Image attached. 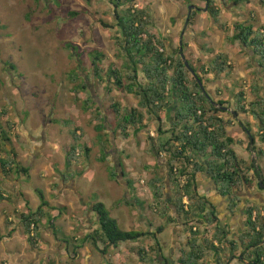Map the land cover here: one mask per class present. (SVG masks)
<instances>
[{
	"label": "rangeland",
	"instance_id": "rangeland-1",
	"mask_svg": "<svg viewBox=\"0 0 264 264\" xmlns=\"http://www.w3.org/2000/svg\"><path fill=\"white\" fill-rule=\"evenodd\" d=\"M175 1L178 0H139L137 8L147 13L150 28L162 37L164 36L169 49H179L181 39L183 44H192L193 47L185 52V59L195 63L199 51L197 47L201 44H198V41L197 45L194 44L195 38L192 31L190 32V27L198 22L197 19L202 15V10L208 9L207 2L201 0L198 3L192 0L190 3L195 7L188 6L187 8L186 6L180 12V8L173 4ZM216 2L221 12L220 15L224 14L222 22L227 26L233 24L234 21L229 14L230 8L235 4L233 0H226V7L229 10L223 8L221 0H216ZM258 3L259 0H254L253 8H256V17L252 20L257 21L258 26H262L264 9L261 6L264 4L259 6ZM198 6L204 7L199 10ZM124 9H128V6ZM171 10L173 13L170 12ZM192 11L197 12L198 15L194 19V23L189 24L186 28L185 19ZM73 12L81 13V15L70 19L68 15ZM240 12H242L239 14L241 18H238L242 21L250 18L246 11L240 10ZM178 14L185 19L179 21ZM202 22L203 31H207L211 24L210 20ZM102 23L107 24L110 28H104ZM116 25L115 8L109 0H92L91 3H86L85 0H0V127L9 131L10 147L18 156L16 161L19 168L28 169L31 173H29L30 176H26L23 173L14 172L5 178L0 170V190L4 192L8 200L0 201V217L2 216L0 229L2 230L3 226L9 228L14 225V221H9L10 217L18 223V218L21 221L23 214L35 212L41 208L42 201L39 194L44 195L48 202V207L44 210L49 219L56 214L53 219L54 223L56 220L58 223L54 225L47 219V224L42 225L46 216L40 223V227L42 226L39 227L40 239L36 245L32 246L27 239V243L33 250L38 247L43 248V252H45L47 247L50 248V252L39 254L41 264H56L57 255L60 253L58 251L56 254L53 253L55 242L59 250L65 247H68V251L73 249L71 245L68 246L63 241L66 237L69 241L73 238H80L73 243L74 247L85 245L83 240L86 233L81 230V225L87 223L89 213L93 214L92 217L95 215L90 211V207L92 208L98 199L99 203L105 205L113 219H121L122 223L117 221L121 230L127 231L123 225L125 219H130V224L134 223L136 209L130 207L133 204V196L131 193H126L127 180L124 177V185H120L111 179L109 173V170L116 168L118 164V154L123 158L122 161L124 160L125 175L128 180H131L132 190L138 186L133 182H137L138 179L143 180L144 185L141 184L137 187V189L139 188L138 193L142 194L139 199L144 204L152 202L147 200V196L151 194L148 183L153 179L155 171L150 172L149 169L152 170L151 166L155 164L156 158L150 153L148 139L152 138L151 132H154L156 136L157 129L151 128L139 136H132L129 144H124L122 135L116 134L110 139L112 145L105 143V149L102 148L95 129L97 125L101 124L97 120L99 104L107 117L108 131L106 133L109 134L107 135L109 138H111L110 130L112 132L113 129H116L119 120L114 114L112 105L118 103L124 111H130L136 109L139 104L136 97L115 90L112 84L106 81L92 82L91 79L92 54L95 52L104 56L102 68L105 72L103 75L105 79H107L106 73L110 68L122 69L126 62L121 49L116 45L115 36L120 32ZM210 32L211 30L208 31V33ZM217 36L220 37L221 43L217 45L215 42L213 45L215 48L221 47L219 52L231 53L233 50L239 52L240 47H236V44L229 39L232 37L231 29L227 32L220 30ZM215 37L212 38L213 41ZM169 41H172L173 44L171 45ZM70 45L74 46L77 52ZM232 67L234 68V66ZM240 68L243 72L246 69L244 66ZM74 72L80 74L81 81L84 80L87 87L86 90H81L78 87L81 82H73ZM123 72L126 73L124 70ZM109 90L113 92L108 98L107 91ZM90 92L95 98V103L91 104L89 108L88 105L86 106V101L90 97ZM221 102L226 103L227 101ZM86 109L88 110L86 111ZM68 122L74 125L73 128L82 130L81 145L84 149H81L79 161L73 165L77 170L73 176L76 177L77 185H80L79 189L84 194L82 197L85 203L90 205L86 210L81 207L83 205L70 189L71 186H63L62 182V175L65 174L69 177L70 169L73 167L69 169L66 165V156L73 144V138L69 134L70 129L64 126V123ZM9 124L12 128L9 127ZM152 125L149 123L150 127ZM153 126L157 128V124ZM47 141L50 142L51 147L44 144ZM86 148L90 150L89 155L85 153ZM105 151L107 159L105 163H101L99 158ZM2 157L6 158V156ZM117 169L120 173V168L117 167ZM63 170H67V172L64 173ZM85 172L87 173L85 174ZM159 172V175H165L163 170ZM84 175H86L85 178ZM71 180L67 179L66 181ZM5 183L8 185L7 187ZM121 205H125L129 209L130 217L125 218L121 215L119 210ZM62 212L65 215L68 213L67 217L63 216L64 220L59 215H62ZM4 216H6L5 222H3ZM78 219L82 222H77ZM94 220L97 227V218L94 217ZM56 226L62 227L63 229L60 228L59 231L62 230L65 235L58 234L56 236ZM72 229H76V231H70ZM16 233L14 243H17L18 250L22 251L21 232L19 230ZM92 233L93 231L89 234ZM7 237L8 235L0 234L1 257L2 244ZM90 245L92 246L89 251H78L80 253L79 263L72 260L75 257L73 250L69 251L71 255L67 252L66 257L63 256L61 264H65L66 261L85 264L84 260L89 254L95 256V264L100 263L104 258L95 250L92 243ZM110 252L109 260L114 262L112 264H116L119 260L123 263L124 260H131L133 263V254L131 253L118 252L117 249ZM83 254L86 255L83 256ZM29 259L32 260L31 257ZM1 261L0 264H5L4 259ZM82 261L84 262L82 263Z\"/></svg>",
	"mask_w": 264,
	"mask_h": 264
},
{
	"label": "trees",
	"instance_id": "trees-1",
	"mask_svg": "<svg viewBox=\"0 0 264 264\" xmlns=\"http://www.w3.org/2000/svg\"><path fill=\"white\" fill-rule=\"evenodd\" d=\"M115 8L117 28L120 31L115 36L116 45L121 49L126 62L122 69L110 68L106 73L107 79L102 68L104 56L95 52L92 54V82L99 81L112 84V87L122 92L136 97L139 101L138 107L130 111H124L120 104L114 103L112 109L119 119L116 129L111 133V138L107 137V117L103 112L102 106H97L100 125L95 127L102 148L106 145H112L110 139L116 134H121L124 140H129L132 136H139L145 130H149V123H157L156 136L149 138L150 153L156 159L162 156L167 160V173L159 175L155 171L153 179L149 181L148 187L153 195L152 211H156L167 225H176L182 222L185 230L196 237L190 242V251H181L178 264H205V248L214 249L222 253V249L216 247L214 241L220 243L226 242V232L218 225L216 210L205 199L199 198L196 192V178L199 172H205L215 182L223 197L230 199V207H235L240 200L237 189L243 184H250V171L254 170L255 176L259 178L264 186L263 172L257 167L256 162L245 172L242 169L243 163L239 160L236 152L232 148V140L227 136V127L230 125L222 117V109L226 103L219 101L215 103L212 96L203 91L199 82L204 85V80L198 73V70L189 62L191 69L196 73L195 78L185 65V52L188 44L182 42L179 49L172 50L168 48L164 38L150 28L147 13L137 8L139 0H109ZM208 6V14L212 18L213 24L221 31L227 32L229 28L220 20V10L217 7L216 0H205ZM248 0H235L234 3L240 4ZM91 3L92 0H85ZM223 8L227 2L221 0ZM264 4V0H261ZM128 6V9L124 7ZM81 13H69L70 19H75ZM198 13L191 12L189 24L194 21ZM188 24V25H189ZM104 28H110L102 23ZM230 41L234 44L239 43L243 51H252L254 58V67L259 72L256 74L257 83L252 90V96L255 98L252 103L244 93L238 95L239 108L235 111L239 113L251 114L253 118L262 126L260 133L261 142L264 144V28L258 30L254 25L236 24L232 30ZM77 52L74 46L70 45ZM171 48V47H170ZM183 49V52H181ZM171 51V52H169ZM12 69H15L12 67ZM233 72L230 59L226 54H219L214 61L202 68L204 75L214 74L216 78L222 76L229 77ZM73 82L79 84L81 90H86L84 80L74 72ZM112 80V82H111ZM112 89V90H114ZM112 90L107 91L108 98L112 95ZM90 97L86 101V106L94 104V97L90 92ZM248 107V109H247ZM90 108V107H89ZM88 109H86L87 111ZM174 110V111H173ZM167 111H172L173 115L164 124ZM64 126L70 129L69 134L73 138V144L70 146L66 156V165L70 169L77 163L81 157V145L83 135L80 128H73V124L68 122ZM9 127L11 125L9 124ZM133 130V131H131ZM131 132H133L131 134ZM152 135V134H151ZM11 137L9 131L0 127V170L7 178L11 173H23L29 176L28 169H20L17 163V154L11 149ZM89 155L90 150L85 149ZM87 155V156H88ZM261 157L264 152H259ZM6 156V158L2 157ZM107 159L106 151L99 158L101 163ZM204 159L205 162H201ZM123 174L120 180V173ZM110 177L116 183L124 185L126 179L124 164L118 161L116 168L109 170ZM67 179H73V176H66ZM166 180L170 183V189L173 193L172 205L167 201L165 184ZM129 188L131 182L126 181ZM42 206L37 211H31L21 216L20 226L23 227L25 236L29 243L34 246L40 239L39 225L43 218L47 216L45 208L48 207L44 195L39 194ZM185 200L187 202L185 203ZM0 201H8L4 192L0 190ZM138 205V202H137ZM133 207V206H132ZM173 207V208H171ZM91 212L97 218L98 226L93 229V233L86 236L83 244L92 243L96 251L103 257L109 255L112 248L117 249L123 243H136L142 239H153L157 242L156 234H160L165 227L160 228L155 234L140 233L136 231L126 232L119 228L118 222L113 219L104 204L95 202L92 205ZM174 212V213H173ZM248 242L246 249L248 252L254 250L255 260L253 264H264V208H250L248 211ZM256 218L254 219V215ZM53 218L49 219L51 223ZM215 225V234L211 239L205 237L204 244L199 243V236L202 235V225ZM34 226V228H33ZM59 231L56 232V236ZM74 239V240H73ZM71 241L65 238L63 241L68 246L77 239ZM102 244L104 250H100L98 245ZM157 246L149 249L140 248L137 251L138 256L144 264H170L169 260L162 254L159 242ZM232 244V243H231ZM263 244V246H262ZM229 245V244H228ZM82 247V246H81ZM81 247H74L75 257L79 256ZM230 252L234 251V246L229 245ZM231 257L226 264L231 263ZM120 264H125L120 261Z\"/></svg>",
	"mask_w": 264,
	"mask_h": 264
},
{
	"label": "crops",
	"instance_id": "crops-1",
	"mask_svg": "<svg viewBox=\"0 0 264 264\" xmlns=\"http://www.w3.org/2000/svg\"><path fill=\"white\" fill-rule=\"evenodd\" d=\"M191 1L192 0H178V1L173 2V4L179 7L180 12H181L182 9L186 6L187 8L188 6L195 7V5L190 3ZM195 1L198 2L201 0H195ZM234 1L235 0H233V2ZM258 4L259 6H261V0H259ZM232 6L233 7L230 8L229 14L232 17L233 19L232 21H234V23L230 24V26L233 25V27L228 26L229 29L233 30L236 24H241V23L248 24V25H254L258 30L264 28V16L262 18L263 20L262 26H258L257 21L255 22V20H252V18L254 19L256 17L255 16L256 8H253L254 0H248L246 2H242L237 5L233 4ZM202 7L204 6H198L199 10ZM261 7H263L264 9V6H261ZM224 8L227 9L226 6ZM207 10H208L207 8L205 10H202L203 12L202 15L197 19L198 22L194 23L193 21L192 23L194 24L190 27V32L192 31V35L195 38L194 44L197 45L196 44L197 41H198V44L199 43L201 44L199 47H197L199 50L197 53L198 57L196 58L197 61L195 63L194 62L193 63L190 62V63L198 70L199 75L204 80L203 82H204L206 91L212 96L215 103H218L219 101H227L226 105L222 109L223 114H221V117L226 122L230 123V125L227 127V130H226L227 136L230 140H232V148L236 152L239 160L243 163L242 169L245 172H247V169L251 166L252 162H256L257 167L262 170L263 177H264V156L261 157L259 155V152H264V144L263 142H261V136L263 133H260V129L262 128V126L259 125L258 122L249 113L247 114L239 113L238 115H236L235 113V111L239 108V103L237 99L238 95L240 93H244L248 100V103H252L255 99L252 96V90L256 86L261 87V84L257 83L256 77H255L256 76L255 72H257L258 74L259 72L256 70L257 68L254 67L255 65H254V58L252 55V51H248V50L243 51L240 44L236 43V47H240L239 52L235 50H233V52L231 53L224 52V51L219 52L221 47L217 46V48H215V45H213V43L216 42L217 45L221 43L220 37L217 36V34L220 33V29L213 24L212 18L208 14ZM240 10L243 12L246 11L247 13H249L250 18L247 19L246 21H242V19H239L241 18L239 17V14L242 13L240 12ZM170 12L173 13L172 10ZM179 15L180 14H178L179 21L185 19V18H181V16ZM223 16L224 14L220 15L221 22L223 21ZM204 20L206 21L210 20V23H211L207 31L205 30L206 32L203 31L204 27H203L202 21ZM210 30L211 32L208 33V31ZM214 36L216 37H215V40L213 41L212 38ZM170 44L171 45L173 44L172 41L170 42ZM192 47H193L192 44L189 45L188 50H190ZM188 50L186 52H188ZM220 53H225L227 56H229L230 64L234 66L232 74L229 77L222 76L221 78H216L214 74L204 75L202 73V68L210 64L212 61H214L217 55H219ZM202 57L203 58L205 57V58L203 59ZM241 66H244L246 68L244 69L245 70L244 72L240 68ZM263 88H264V85H263ZM167 112L168 113L164 120L165 125H167V121L173 115L172 111H167ZM152 124L155 125L157 123H151V125ZM153 125L149 128L150 130L151 128L157 129ZM151 134L153 137L155 136L154 132H151ZM130 140L131 139L129 140L123 139L124 144L126 143L129 144ZM44 144H47V146L51 147V144L49 141L44 142ZM35 147L38 148V146H35ZM122 153L124 154V152ZM117 157L119 161H122L123 158L119 156V154ZM200 161L205 162L204 159H200ZM123 162L124 160L122 161V163ZM151 167L153 168L152 170L149 169L150 172L163 170L165 173H167V169H168L167 160L162 156L161 158L156 159L155 164L152 165ZM63 172L66 173L67 170H63ZM70 172L71 173L69 174V178L70 176L75 175L77 170L73 166L70 169ZM86 173L87 172H85V174ZM66 176L67 175L65 174L62 175L63 186H66V185L71 186L70 189L73 190V193L76 194L77 198L80 200V203L83 205L81 207L85 210L88 209V206L90 205H87L85 203V200L82 197V195L84 194L79 189L80 185L79 184L77 185L76 177L73 176V179L67 182ZM85 177L86 175H84V178ZM248 177L250 180V184L249 185L243 184L237 189L236 193L238 194L240 200L238 201V203H236L235 207L232 208L230 207V199L227 197H223L221 195L219 188L217 187L215 182L209 177L207 173L199 172L197 175V178H196L197 179L196 180L197 195L199 198L207 200L209 204H211L212 208L216 210V215L218 218L217 225L221 229H223L227 235L225 243L224 242L220 243L218 240L214 241V244L216 247L220 246L219 248L222 249L221 251L222 253H219L214 249L205 248V253H204L205 254V258H204L205 264H226L230 257L232 258L230 264H253L256 258L253 253L254 250H251L250 252H248L246 249V245L248 242L247 241L248 240V237H247L248 229H249L248 221H247L248 219L247 211L253 207H259L261 209L264 208V186L261 180L255 176L254 170L250 171V175ZM126 180L128 179L126 178ZM128 181L131 182V180H128ZM133 183L138 184V186H140L141 184L144 185V181L143 180L140 181V179H138L137 182H133ZM165 184L167 186V190H166L167 197L166 198H167L168 203L172 205L173 193L171 192V189H170V183L166 180ZM7 186L8 185H6V187ZM126 186H128L127 183H126ZM137 187H135L132 190V188H129L128 186L127 187L128 189H126V193H131V195L133 196L132 199H133L134 205L131 204L130 207L133 206V208L136 209V211L134 212L135 218H134L133 224H130L129 222L130 219L128 218L125 219V224L123 225L125 226V229L127 230L126 232L136 231L140 233L155 234L160 228L165 227V230L162 233L156 234L157 242H159L162 254L164 255L165 258L169 260V263L178 264V261L180 258V252L183 250L189 252L190 242L196 239V237L191 236V234L185 230V228L182 226V222H179L177 226L173 224L167 225V221L163 219L161 215H159L156 211H152L151 209V206L153 203V195H151L152 193L147 196V200L152 201V202H147L146 204H144L143 201L139 199L141 197L140 195L142 194L138 193L139 188L137 189ZM97 202H99V199ZM137 202H138V205H137ZM186 202L187 200H185V203ZM127 204L129 203L127 202ZM119 210H120L121 215H123L125 218L130 217L131 214L129 213V209L126 208L125 205H121V208H119ZM67 214L65 215L62 212V215L61 214L59 215L62 217V220H64L63 216L67 217L68 216ZM55 215L56 214H54V216ZM92 215L93 214L89 213V216L87 219L88 221L86 224L81 225L80 223L81 230L86 233L84 238L90 235L89 233H91L93 229H95L96 227V225L94 224L95 220L93 221V218L96 216L94 215L92 217ZM54 216H52V218ZM1 217H0V220H1ZM5 217L6 216H4L3 222H5ZM7 217H10V216L7 215ZM47 219H49L48 216L46 217L45 221L42 222V225L45 226L47 224ZM73 219H76V218L73 217ZM115 220L116 221L119 220L122 223L121 219H118V220L115 219ZM9 221L10 222L14 221L15 222L14 225H12L9 228L7 227L4 228L3 226V229L2 230L0 229V234L2 236L8 235V237L4 239V242L2 244L3 253H2V257L0 256L1 257L0 261L1 259H4L5 264H41L42 261L40 257H38L39 254L40 253L45 254L46 251L50 252V248L47 247V250H45V252H43V248H38V247H36V249L33 250V248H31V246L29 245V243H27L28 241L25 236L24 229L22 226H20V223H21L20 219L18 218V223H17L16 220H14V218L10 217ZM80 221L82 222V220L80 219L77 220V222H80ZM51 223L56 225L58 222L56 220L54 223V219H53ZM60 228L63 229L62 227L58 228V226H56L55 227L56 232H58ZM201 228H202L201 229L202 235H200L198 238H199V243L204 244L205 237L208 239H211L212 236L215 234L216 232L215 225L210 226V225L204 224L202 225ZM19 230L21 232L20 241H22V245H21L23 246L22 251H19L17 243H14V239L17 234L16 232ZM70 231H76V229L74 230L72 229ZM22 233L24 236L22 235ZM58 234H64V232L61 230L59 231ZM75 239L78 240L80 238H75ZM157 242H155V240L150 238V239H142L141 241L136 242V243H123L119 245V247L117 248V251L118 252L124 251V253L127 252L128 254L130 253L133 254L132 255L133 263H131V260H124L125 264H144L141 261L140 257L138 256L137 251H139L140 248H145V249L150 250L151 248L156 247L158 245ZM54 244L53 245H54L55 251L53 253L55 254L58 252L60 253L57 255L56 264H61V259L63 258L64 255L66 257L67 252L69 255H71L69 251L72 252L74 250V244H71V247H73V249L71 248L72 250H69V251H68V247H65L66 249L61 248L59 250V248L57 247V243L55 242ZM228 244L230 246L231 245L234 246L233 252L232 251L230 252V247ZM84 246L86 248H83ZM84 246L81 247L80 251L81 250L89 251V248L92 245H90V243L88 244L86 243ZM103 247L104 246L102 244L98 245V248L100 250H104ZM123 247H124V250H122ZM113 250L115 249L112 248V250L110 251H113ZM110 251H109V255L105 257L102 256L104 260H101L100 263H97V264L114 263L109 260L110 255H111ZM84 255L86 254H83V256ZM29 257H31L32 260H30ZM79 259H80V256L72 258V260H74L73 262L75 263H79L78 261ZM94 259H95V256H93L92 254L87 255L86 259L84 260L85 264H95ZM84 261H82V263ZM65 264H74V263H70V261L69 262L66 261ZM116 264H120V260L117 261Z\"/></svg>",
	"mask_w": 264,
	"mask_h": 264
},
{
	"label": "water",
	"instance_id": "water-1",
	"mask_svg": "<svg viewBox=\"0 0 264 264\" xmlns=\"http://www.w3.org/2000/svg\"><path fill=\"white\" fill-rule=\"evenodd\" d=\"M190 9H191V8H190ZM190 15H191V12L188 14V17H190ZM188 24H189V20L186 21V28L188 27ZM181 46H182V39H181ZM181 52H183V49H181ZM182 58L185 60L184 55H182ZM185 65H186L187 69L191 72V74H192L195 78L198 79L196 73L191 69L190 64H189V62H188L187 60H185ZM199 84H200V87L202 88V90H203V91H206V88H205V86L203 85V83H202V82H199ZM118 168H120V167L118 166ZM122 179H123V174H122V172H121V170H120V180H122Z\"/></svg>",
	"mask_w": 264,
	"mask_h": 264
},
{
	"label": "built area",
	"instance_id": "built-area-1",
	"mask_svg": "<svg viewBox=\"0 0 264 264\" xmlns=\"http://www.w3.org/2000/svg\"><path fill=\"white\" fill-rule=\"evenodd\" d=\"M256 218V214L254 215V219ZM33 228H34V226H33Z\"/></svg>",
	"mask_w": 264,
	"mask_h": 264
}]
</instances>
